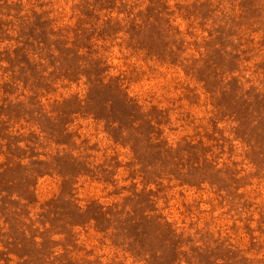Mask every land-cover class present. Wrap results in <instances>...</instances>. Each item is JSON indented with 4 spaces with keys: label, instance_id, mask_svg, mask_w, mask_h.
Masks as SVG:
<instances>
[{
    "label": "rangeland",
    "instance_id": "1",
    "mask_svg": "<svg viewBox=\"0 0 264 264\" xmlns=\"http://www.w3.org/2000/svg\"><path fill=\"white\" fill-rule=\"evenodd\" d=\"M0 264H264V0H0Z\"/></svg>",
    "mask_w": 264,
    "mask_h": 264
}]
</instances>
